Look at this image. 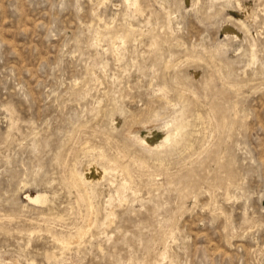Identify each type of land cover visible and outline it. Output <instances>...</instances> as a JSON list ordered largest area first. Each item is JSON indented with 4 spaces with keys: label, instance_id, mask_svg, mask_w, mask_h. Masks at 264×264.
Here are the masks:
<instances>
[{
    "label": "rangeland",
    "instance_id": "374dc122",
    "mask_svg": "<svg viewBox=\"0 0 264 264\" xmlns=\"http://www.w3.org/2000/svg\"><path fill=\"white\" fill-rule=\"evenodd\" d=\"M134 1L0 0V264H264V0Z\"/></svg>",
    "mask_w": 264,
    "mask_h": 264
},
{
    "label": "bare ground",
    "instance_id": "6f19581e",
    "mask_svg": "<svg viewBox=\"0 0 264 264\" xmlns=\"http://www.w3.org/2000/svg\"><path fill=\"white\" fill-rule=\"evenodd\" d=\"M136 2V0L134 1V3ZM135 6H137V4L135 5ZM109 26V25H108ZM107 27V26H106ZM131 28H132V26H130ZM103 29V28H102ZM100 30V29H99ZM104 30V29H103ZM135 32V31H134ZM106 34H108V32L106 33ZM112 34V33H111ZM109 35V34H108ZM113 35V34H112ZM114 35H116V34H114ZM125 36V35H124ZM106 37H107V35H106ZM105 37V38H106ZM116 37V36H115ZM121 37H123L122 35H121ZM104 38V39H105ZM118 38V37H117ZM112 40L113 41H115L114 40V37L112 38ZM124 40V39H123ZM113 41H111V43L113 44ZM124 42V41H123ZM116 43V42H115ZM111 44V45H112ZM115 45V44H114ZM113 46V45H112ZM115 47H117L118 48V45L117 46H115ZM120 47V46H119ZM112 48V47H111ZM116 49V48H115ZM252 53H251V56H252V58H255V53H254V51H253V49H254V47L252 46ZM163 85H165V84H163ZM158 87H159V85H157ZM160 86H162V85H160ZM161 88H163V87H161ZM160 90V89H159ZM162 94V93H161ZM162 96V95H161ZM165 97V96H164ZM167 100H169V99H167ZM171 101V100H170ZM174 103V102H173ZM171 104V103H170ZM176 104V103H175ZM174 104V105H175ZM174 105H172V106H174ZM176 106V105H175ZM199 116V115H198ZM193 131V130H192ZM148 138V137H147ZM148 140L147 139H145V142H147ZM141 142H143L142 140H141ZM149 143H151V141L149 142ZM145 145H148V144H145ZM101 151V150H100ZM102 152V151H101ZM105 153V152H104ZM99 154H100V152H99ZM102 154V153H101ZM102 155H104V154H102ZM99 157H101V156H99ZM98 157V158H99ZM104 157V156H103ZM102 158V157H101ZM107 158V157H106ZM106 160V159H105ZM106 161H110V159L108 160H106ZM112 161V160H111ZM119 164V163H118ZM102 167V166H101ZM119 167V166H118ZM111 168V167H110ZM115 168V167H114ZM121 172L120 173H122V174H128V173H130L129 172V167L128 166H123V165H121ZM75 169V168H74ZM73 169V170H74ZM107 169V168H106ZM108 170V169H107ZM106 170V171H107ZM115 170V169H114ZM117 171V170H116ZM108 172H110V171H108ZM108 172H107V174H108ZM73 173V172H72ZM106 173V172H105ZM114 173V172H113ZM122 174H120V177H121V175ZM129 176V175H128ZM131 176V175H130ZM115 177V176H114ZM74 178L75 179H73V181L75 180V183L76 184H80V183H83V177H82V175L81 174H79V173H77V172H75L74 171ZM123 178V177H122ZM129 179V178H128ZM131 179V178H130ZM65 180H66V178H65ZM110 180V179H109ZM121 180V179H120ZM123 180V182L121 181V183H123V185H124V183L125 184H129V183H127V182H130V181H127V177H125L124 176V178L122 179ZM111 182H112V180H111ZM73 184V183H72ZM85 184V183H84ZM122 185V186H123ZM75 186V185H74ZM77 186V185H76ZM76 186H75V188H76ZM82 186V185H81ZM92 186V185H91ZM83 190H84V188H83ZM92 190V189H91ZM90 190V191H91ZM77 192V191H76ZM115 193H114V196H113V198H116V199H125V197H124V195L123 194H121V193H119L118 192V190H115L114 191ZM85 194H88L86 191L84 192ZM91 194V193H90ZM26 195V197L28 198V200L30 201V202H32V203H38V204H44V202L47 200V196H46V194H45V192H43V191H38V192H36L35 194H29V193H27V194H25ZM81 195V199H83V198H87V197H85L83 194H80ZM89 195V194H88ZM80 199V198H79ZM91 199V198H90ZM116 199H114V200H116ZM85 200V199H84ZM87 200H89V199H87ZM82 202H84V201H82ZM86 202V201H85ZM89 202V201H88ZM91 202V201H90ZM92 203V202H91ZM85 205H87V204H85ZM88 207V206H87ZM86 207V210L87 209H89L90 207H92V205L89 207V208H87ZM85 208V207H84ZM92 210V209H91ZM113 215H114V209H112V207L110 206L108 209H107V217L108 218H112L113 217ZM83 216H85V215H83ZM87 217V216H86ZM89 220V219H88ZM87 226H88V223H86V224H83V225H79L78 227H77V229L75 230V232H69L68 234H63V235H55L54 234V238L57 240V242L59 243V244H61L62 246H68L70 243H72L73 241H74V239H77V238H82L83 237V235H84V233L86 232V229H88L87 228ZM75 229V228H74ZM73 230V229H72ZM78 241V240H77ZM161 253V252H160ZM164 255V254H163ZM160 256H162V254H160ZM163 257V256H162ZM19 262L18 261H13V262H11L10 264H18Z\"/></svg>",
    "mask_w": 264,
    "mask_h": 264
}]
</instances>
